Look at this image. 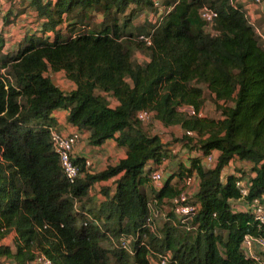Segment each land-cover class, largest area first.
Segmentation results:
<instances>
[{
    "label": "trees",
    "instance_id": "1",
    "mask_svg": "<svg viewBox=\"0 0 264 264\" xmlns=\"http://www.w3.org/2000/svg\"><path fill=\"white\" fill-rule=\"evenodd\" d=\"M233 1L175 0L161 21L143 22L148 45L117 19L152 9L153 0L30 1L44 19L41 30L53 37H32L16 53H0V264H27L35 254L51 264H149V251L166 250L168 264H257L244 256L240 242L245 234L264 237V228L248 210L231 209L230 201L240 198L236 181L242 175L222 170L234 158L251 162L254 175L244 183L243 200L264 202V45ZM205 4L217 13L212 32L198 16ZM92 11L103 17L101 27L83 32L77 26ZM63 22L70 28L66 36ZM141 48L148 61L138 63L132 52ZM48 71H63L74 88L63 91ZM201 85L221 118L199 114ZM108 97L117 105L110 106ZM58 107L67 109V122L88 131L90 145L114 138L125 157L93 173L75 157L79 175L69 182L47 129ZM140 110L150 111L162 126L182 128L179 139L189 147L205 155L218 151L206 169L196 158L188 167L180 165L177 175L194 169L199 177L194 194L171 184L173 175L158 191L145 190L146 162L159 163L166 153L161 138L136 119ZM119 173L113 193L105 189V199L93 207L90 185ZM181 191L198 204L192 220L180 223L172 213L159 232L142 227L150 200L160 208ZM9 233L13 248L1 243ZM136 233L131 253L102 245Z\"/></svg>",
    "mask_w": 264,
    "mask_h": 264
},
{
    "label": "crops",
    "instance_id": "2",
    "mask_svg": "<svg viewBox=\"0 0 264 264\" xmlns=\"http://www.w3.org/2000/svg\"><path fill=\"white\" fill-rule=\"evenodd\" d=\"M31 0H0V53L2 54H14L19 49H21L30 38L32 37H49L51 39L53 37V32L51 31H42V22L44 19L39 18L37 12L33 9L30 3ZM233 4L238 5L244 11L248 20L252 22L254 26L261 27L264 29V22L262 17L260 16V12L262 7L255 5L251 0H234ZM101 17V16H100ZM70 23V21H66ZM66 22H63L62 25V35L66 36L70 28H66ZM101 23V19L98 21ZM209 29V30H206ZM204 30L207 32H212V28L208 26H204ZM146 61H148V56H146ZM137 62V61H135ZM139 63V62H138ZM52 81L59 86L63 91H69L74 88V84L67 80L64 76L63 71L50 72L48 71ZM110 106L117 105V101L111 97H108ZM67 109L63 107H58L50 113V117L53 120V127L58 131L64 134L77 133L78 138L73 144L72 153L74 157L81 158L86 161L87 164H84V168L87 172L93 173L98 172L105 169L108 165H115L118 161L125 157L126 149L125 147L118 146L114 140V138L106 139L100 145H90L88 143V131L84 128H78L69 122H67ZM154 120V119H153ZM159 121L154 120V125L157 129L160 128ZM156 128L151 129L148 132L150 134H156ZM163 131H168L169 134H166V138H162V136L158 135L161 138L164 146L162 151L165 153L174 154L173 159L170 160V163L167 164V171H165L166 175L164 179H166L168 175L169 169L173 165L176 166V172L179 173L181 170L180 164L182 166L188 167L190 165V161L192 158H196L197 162L204 169L211 166V162H209L206 158L207 155L203 154L201 150L189 147L188 144H185L183 140L179 138L183 135V130L179 126H164ZM178 137L179 143L171 142L168 139V136L171 134ZM172 137V136H171ZM209 154L212 156L213 161L218 155L217 150H211ZM169 160L166 157H162V160L159 163H156L154 160H148L142 170V174L147 178V172L156 167H163ZM252 163L248 161H239L237 159H232L228 162V165L223 167L222 173L223 175L233 174L235 176H240L239 169L247 168L249 172L246 177L241 178V182L246 183L250 177L254 175V172L251 170ZM187 176H179L177 174L173 175L170 183L176 185L178 188L182 185L183 190L189 194H194L198 188L199 177L194 169H192L189 173L185 172ZM190 177V181L186 182V178ZM121 175V173L112 176L106 180H100L93 182L88 189V196L91 200V205L93 207H97L98 204L105 199V189L107 193L111 195L115 188V180ZM147 187L151 189V185L147 178L146 183L144 184V188L146 191ZM148 195V192H147ZM153 193L150 195L149 199H153ZM230 206L233 211H247V205L245 200L236 199L230 201ZM257 254H259L262 258H264V245L257 246L256 248Z\"/></svg>",
    "mask_w": 264,
    "mask_h": 264
},
{
    "label": "built area",
    "instance_id": "3",
    "mask_svg": "<svg viewBox=\"0 0 264 264\" xmlns=\"http://www.w3.org/2000/svg\"><path fill=\"white\" fill-rule=\"evenodd\" d=\"M255 5L262 7V10L260 12V16L263 19L264 22V0H251ZM170 7H165L162 5L160 0H153V5L151 13L152 18L154 15L158 16L157 20H153V22L158 23L162 20L163 16L168 12ZM1 15V10H0ZM198 16L205 22V26H208L212 28V25L214 23V19L217 16V13L214 9H212L208 5H203L198 9ZM149 20L152 21L151 17H147ZM250 25L253 27L254 32L258 39L262 42L264 45V29L258 26H254L250 20H248ZM136 39L145 42V44H150V35L145 34H138L136 36ZM186 110H189V112L192 111L191 107H183ZM152 116V113L147 110H140L136 113V119L141 121L142 123L149 122L150 118ZM48 134L49 139L52 145V148L54 152L58 156L59 165L61 168V171L63 175L66 177V179L69 182H73L78 174V167L76 163L74 162V155L72 153V147L75 141L78 138L77 133H70V134H64L57 129H55L52 126H48ZM188 135H193V132L186 131L185 132ZM207 160L211 163H213V158L210 154L206 156ZM84 164H87L85 161ZM148 179L150 184L153 186L154 190L158 191L163 182L164 177L159 169H152L150 170V173L148 175ZM190 181V177L186 178V182ZM236 187L239 190L240 198L244 199V196L247 193L246 185L237 180L236 181ZM170 207L169 209L171 212L180 219V223H188V221L192 220L194 214L197 212L198 204L189 202L188 194L184 191H181L177 196L169 200ZM247 205L248 211L252 214V217L254 221L256 222V225L258 228L262 227L264 228V202H260L258 199H252L250 201H245ZM162 207V206H161ZM159 208L156 205L155 200H150L148 202V213L147 216L144 219V222L142 224V227H147L151 231H155L153 228V219L157 217L159 214H162V209ZM89 217V215H87ZM187 229H193L194 226H186ZM139 238V233L136 234H120L116 241L117 244L115 246L122 248L129 253L132 252V242L137 240ZM113 241V238H111ZM140 244H143V241L140 242ZM264 245V237L262 236H254L250 234H245L240 242V249L245 257L250 258L254 260L257 264H264V258H262L259 254H257L256 247L257 246H263ZM149 254L156 258V261H154V264H168L170 261V252L168 250L162 252V253H156L149 251ZM27 264H51L50 260L46 257H44L42 254H35V257L28 262Z\"/></svg>",
    "mask_w": 264,
    "mask_h": 264
},
{
    "label": "rangeland",
    "instance_id": "4",
    "mask_svg": "<svg viewBox=\"0 0 264 264\" xmlns=\"http://www.w3.org/2000/svg\"><path fill=\"white\" fill-rule=\"evenodd\" d=\"M159 1V0H158ZM173 0H160V2L162 3V5H164L165 7H170L174 1L172 2ZM206 5V4H205ZM128 12V10L126 11ZM151 13V10L150 9H145V10H142L138 13H135L133 14V16L130 18V19H125V17L123 15H119L118 16V22L120 24H123L125 22H127L129 25L127 27L126 30H130L133 32L134 35H138V33L140 34L142 31H144V29L146 28L144 26V23L146 20H149V18L147 17H151L152 21L153 20H157L158 19V16L154 15L153 18H152V14ZM74 13H70L69 16H72ZM101 19V22H102V19L103 17H100V14L99 13H96V12H91L89 13V17L87 19H85L83 21V24H79L77 26V28H79L81 31L83 32H87V31H98L101 27V25L98 23V21ZM143 29V30H142ZM140 30V32H139ZM206 30H209V29H206ZM210 31V30H209ZM147 56V51L145 50V48H141V49H136V50H133L132 52V60L133 61H137L139 63H143L146 61V57ZM201 88L203 90V97H204V101H203V104L199 110V114L201 116H206V117H209V118H215V119H218V118H221V113H220V109L217 107L216 103L214 102V99L211 95V93L208 91V89L204 86V85H201ZM152 120H150V122L148 123H145L143 124L144 128H146L147 130H151V129H154L156 128V126L158 125H154V120L153 118H150ZM159 126L160 128L157 129L156 128V134L157 135H160L162 136V138H166V134H169L168 131H163V128L164 126H162L161 123H159ZM172 136V137H171ZM168 139L169 141L171 142H177L179 143V140L178 137H175L172 132L171 134L168 136ZM166 159H168L169 161L161 168L160 166L159 167H156V169H159L161 170L162 174H166L165 171H167V167L170 163V160L173 159L174 157V154L172 153H166L165 155ZM181 165V163H179ZM176 164L171 166V168H174V169H169L168 170V175H170V173L172 174H178V173H174L176 172ZM241 175L243 177H246L247 176V173L249 172V169L247 168H244V169H239L238 170ZM164 175V177L166 176ZM149 180V179H148ZM150 183V182H149ZM151 185V184H150ZM151 192L154 191V188L153 186L151 185ZM148 190H150V188L147 187ZM151 196H149L150 198ZM170 207V203L169 202H166L164 203V205L161 207L162 209V214H159L157 217H155L153 219V228L155 231L159 232L161 230V228L164 226V224L168 221H172L173 219V214L172 212L170 211L169 209ZM179 232L182 233L181 229L179 228ZM13 236L14 234L13 233H9L2 241L1 243L2 244H7L9 245L11 248H13ZM114 243V244H113ZM113 243L110 242L109 239H106L102 242V245L105 246L106 248H110V246H115V244H117V241H116V238L113 239ZM169 251V250H168ZM170 252V251H169ZM171 254V252H170ZM7 262H5L4 264H13L11 261L9 260H6ZM154 261H156V258L151 256L149 254V264H154Z\"/></svg>",
    "mask_w": 264,
    "mask_h": 264
}]
</instances>
